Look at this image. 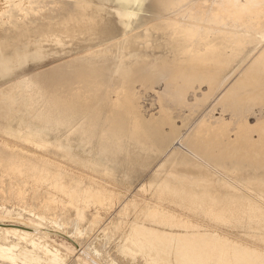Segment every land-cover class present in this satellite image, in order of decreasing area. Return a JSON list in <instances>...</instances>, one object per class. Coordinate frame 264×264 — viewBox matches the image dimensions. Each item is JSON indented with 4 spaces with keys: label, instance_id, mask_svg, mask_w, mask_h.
<instances>
[{
    "label": "bare ground",
    "instance_id": "obj_1",
    "mask_svg": "<svg viewBox=\"0 0 264 264\" xmlns=\"http://www.w3.org/2000/svg\"><path fill=\"white\" fill-rule=\"evenodd\" d=\"M118 1L119 4H130V2L140 0ZM156 1L161 6H166L173 0ZM4 3H11L17 8L24 6L20 0H5ZM197 7L199 8V6ZM43 12L41 13L43 14ZM200 12L203 11L200 10ZM210 18L212 20L210 23H213V26H218L219 21H224V23L230 21L234 23V28H243V32L246 34L247 26H249L248 29L255 28L257 35H260L259 32H264V9L257 0H246L245 5L242 6L236 0H224L221 4L216 5ZM201 21L193 19L190 21L192 28L184 29L186 28L184 26L183 29L173 31V35L177 37L174 40V48L170 51L169 57L156 64L159 73L155 74L156 76L138 71L135 74L133 70L125 71L120 68L115 77L109 78L102 64L98 66L91 61H72L58 65L51 71L52 75L48 78L50 79L49 84H47L48 88L40 84L42 79L29 80L27 82L28 87L31 91L38 89L39 92L34 94L38 97L42 96V92L46 94L51 89L48 108L50 106L63 110H77L78 108L89 110V115H81L80 118L74 117L69 121L65 125V130L71 131L74 136L86 141L95 137L99 146L104 143L105 145L108 144L111 147L108 151L113 156L111 159L115 162L125 160L133 167L147 168L158 156L165 155L164 152L181 133L180 129L173 128L168 103L183 104L188 91L195 85L200 86L202 84L206 85L207 96L205 98H208L229 77L237 63L236 61L241 63L250 54L243 53L244 47L238 45L237 41H233L236 46L231 48L229 56L225 54L227 47L220 49L214 41H203L204 33H202L203 35L199 34L200 36L196 33V29H199L196 25H200ZM164 22L167 23V21ZM169 23L172 22L169 21ZM204 23L207 24V20ZM178 25L180 26L179 23ZM154 27L151 28L150 26L151 30L155 29ZM203 31L204 29H202ZM162 34L165 32L163 31ZM222 34V36L227 35L225 32ZM260 37L263 36L260 35ZM143 38V42H145L146 37ZM242 40L244 38L240 42ZM158 79L164 82V93L157 97L158 116L145 119L138 106L140 93L135 91V84L139 83L143 91L151 90ZM220 103L223 109L232 112L231 114L235 118L234 124L211 125L200 120L180 140L182 152L188 162L193 165L194 162L198 161L206 168L204 169L208 175L200 177L203 184H198L197 181L194 183L182 181L178 184H171L162 182L163 180L157 183L158 177L161 176L160 169L165 166V162H162L154 174L146 180L145 186L142 188V193L152 191L156 186L162 190L158 196L152 195V193V196L148 194L147 200L151 199L154 203L153 209L148 212L149 218H155L164 224L176 220L178 224L185 226L195 220V229L200 230L210 226L207 223L203 225L202 221L196 218L203 215L209 219V222H214L217 225L235 224L240 226L249 221L251 226L254 222H258L260 223L259 229H264V210L262 211L261 206L263 204L257 200L262 199L264 201V181H247L239 178L225 180L229 174L226 170L227 166H243L246 170L245 173L253 170L264 172V122L257 121L254 126H249L247 122V114L251 110L253 111L254 107L264 110V51L259 53L257 59L221 96ZM99 121L104 125V129L97 134ZM10 134V131L0 132V139H3V142H0V173L2 177L8 179L7 193L5 188L0 187V190L3 194L9 195L7 198L9 200L0 202V264H169L165 258L157 257L155 261L151 260L154 250L148 246L151 240H142L144 233H133L129 230L130 236L128 235L129 237L126 236V238L130 248L121 251L115 249L116 244L113 245L108 240L109 237L106 239L96 232V235L91 234L92 231H95L96 223L100 219L99 210L93 213L90 220H83L85 225L79 227L71 220L61 222L59 216L42 217L39 213L41 208L19 207L20 203L17 205V202L22 197L31 196H29L30 193L19 189L15 183L16 177H23L35 184L41 180L47 181L52 178L50 173H47L44 178H40L41 170L38 161L40 155L53 158L74 170L92 175L99 181L115 187L123 188L120 183L128 181V188L130 189L133 183L127 179L118 180L117 176L106 166L100 165L93 168L85 161L72 159H70V163L66 159L52 154L48 150L49 140L42 144ZM5 149H9L11 152L7 153ZM117 149H120L119 152ZM126 150H128V154H124ZM223 178L224 180H222ZM212 179L213 181H211ZM53 188L56 189L57 184L53 185ZM198 189L199 191L196 192ZM75 196H77L75 191L68 195V206L72 207L78 215L81 214L82 219L91 205L98 208L104 206L110 208L119 202V198L115 203L116 200L107 199L101 192L91 191L85 197L84 204H81L80 208V205L74 201ZM144 199L142 200L144 201ZM2 200H4L3 197ZM145 220H150L147 219V215ZM19 223L23 224L22 227ZM44 225L50 229L44 228ZM50 233L64 237L74 247H80L81 257L74 258L70 248L51 241ZM205 237L207 241L197 233L190 244L189 253L175 257L176 264H190L189 261L195 260L196 255L211 253L213 250H218L219 258L223 260L230 247L220 242L217 239V234ZM210 238L213 239L210 240ZM136 248L138 251L135 250ZM246 249L245 246L241 245L239 249L233 250L235 263L251 264V257L253 256L254 264H264L263 252L257 251L256 253L260 252L261 255L255 256L253 254L249 260L246 256ZM160 250L164 256L166 247ZM240 261L243 263H239Z\"/></svg>",
    "mask_w": 264,
    "mask_h": 264
},
{
    "label": "rangeland",
    "instance_id": "obj_2",
    "mask_svg": "<svg viewBox=\"0 0 264 264\" xmlns=\"http://www.w3.org/2000/svg\"><path fill=\"white\" fill-rule=\"evenodd\" d=\"M223 1L173 0L166 6H161L156 0H140L133 2L134 4L132 2L130 4L121 3L123 5L119 4L118 0H20L24 6L17 8L16 5L4 3L5 0H0V132L10 131L11 134L17 135V137L27 138L29 141L42 144L49 140L48 150L52 154L64 158L70 163V159H72L85 161L93 168L100 165L106 166L117 176L118 180L127 179L133 183L130 189L128 188V181L120 183L123 188L115 187L109 183L99 181L92 175L74 170L53 158L40 155L38 157L41 170L40 178H44L47 173H50L52 178L47 181L41 180L35 184L23 177H16L15 183L19 189L30 193L29 196H31L22 197L17 205L20 203L19 207L22 208L30 206L32 208L36 207V209L41 208L39 213L42 217L59 216L61 222L71 220L79 227L85 225L83 220H90L93 213L99 210L100 219L96 223L95 231H92L91 234L94 235L96 232V234L100 233L106 239L109 237L108 240L113 245L116 244L115 249L121 251L130 248L129 241L126 238L129 235V230L133 233H144L142 240H151L148 246L151 247V250H154L151 258L153 261L158 257L167 259L169 264H176L175 257L189 253L190 244L197 233L206 241L205 236L217 234V239L230 248L227 254L224 255L223 260H220L218 250H213L211 253L196 255L195 260L189 261L190 264H238L234 262L233 250L239 249L241 245L247 248L245 252L249 260L253 254L255 256H260L262 252L264 254V229H259L260 223L254 222L251 226V223L247 221L240 226L235 224L224 226L217 225L214 222L213 224L208 221V218L199 215L196 218L200 219L203 225L204 223L209 224V227L197 230L195 229V220H192L188 226L178 224L176 220L164 224L158 222L155 218L148 217V212L153 209L154 203L151 199V201L147 200V197L151 193L158 196L162 193V190L158 189L159 186H156L152 191L142 193L146 180L154 174L162 162H165V166L160 169L161 176L158 177L157 183L163 180L162 182L165 181L171 184H178L182 181L188 183L197 181L198 184H203L200 177L208 175L205 171L206 168L198 161L194 162L193 165L188 162L182 152L181 138L200 120L211 125L219 123L234 124L235 122L232 112L222 108L220 98L227 89L234 85L243 71L257 59L259 53L264 51V32H259L263 36L260 37L259 34L255 33V28L248 29L247 24L244 25L247 26L246 34L243 32V28H234V23L230 21H225V23L219 21L218 26H213V23H210L212 22L211 12H213L216 5L221 4ZM245 1L236 0L240 6L245 5ZM257 2H260L264 9V0H257ZM179 3L181 5L177 6ZM200 10L203 12H200ZM39 13L41 15H38ZM37 16L38 18H36ZM189 18L191 20H202L201 23L203 24L196 25L199 28H195L196 33L198 35L204 33V35L202 34L204 36L203 41H214L220 49L227 47L226 56H229L231 48L236 46L233 41H237L240 46L243 45V53L250 54L241 63L236 61L237 63L234 65L229 77L208 98H205L207 96L206 85L202 84L200 86L195 85L188 91L183 104L168 103L173 128L180 129L181 133L164 152L165 155L158 156L147 168L133 167L125 160L115 162L111 159L113 156L108 151L111 148L108 144L105 145L104 143L99 146L95 137L86 141L74 136L71 131L65 130V125L69 121L74 117L80 118L81 115H89V110L79 108L77 110H63L62 108L50 106L49 109V92L51 89L46 94L42 92V96L38 97L34 95L39 92L38 89L33 90V92L28 87L27 82L29 80L42 79L40 84L48 88L47 84L50 80L48 78L52 75L51 71L58 65L72 61H91L98 66L102 64L109 78L115 77L120 68L125 71L133 70L135 74L138 71L156 76L155 74L158 73L156 64L169 57L170 51L174 48V40L177 37L173 35V31L183 29L184 26L186 27L184 29L192 28L190 27L191 20ZM206 20L210 26L204 23ZM164 21H167V23ZM169 21L172 23L168 24ZM160 25L162 27H159ZM147 26L149 30L146 29ZM150 26L151 28L155 26V29L151 30ZM158 27L161 33H159ZM156 29L158 30L156 31ZM202 29H204L203 32ZM209 30H211L210 33ZM163 31L165 34H162ZM222 31L227 35L222 36V33H224ZM228 32L232 33V36ZM143 37H146L145 42H143ZM240 37L244 38L242 42H240L242 39ZM126 55L127 57H125ZM137 84H135V91L140 93L138 106L142 112L141 114L145 119L148 117L156 118L158 116L157 97L164 93V82L158 79L151 90L144 91L140 88V84ZM249 113L247 114L249 126H254L257 121L264 122V110L254 107L253 111L251 110ZM103 129L104 125L99 121L96 133L99 134ZM0 142H3V139H0ZM117 150L119 152L120 149ZM5 152L11 151L5 149ZM128 153V150L124 152V154ZM166 159L167 161H165ZM226 170L229 173L225 179L227 181L229 178L264 181L263 171L256 172L253 170L245 173L246 170L243 166H227ZM55 184H57L56 189L53 188ZM0 187L5 188L4 190L7 193L8 179L2 177L1 173ZM73 191L77 192L74 201L80 205V208L81 204H84L85 197L91 191L101 192L107 199L116 200L115 203L119 198V202L110 208L107 206L98 208L91 205L89 210L92 213L87 210L85 217L82 219L81 214L78 215L72 207L68 206V195ZM6 193L3 194L0 190V202L9 200L7 199L9 195H6ZM39 196L41 197L39 198ZM2 197L4 200H2ZM257 200L260 204H263L261 205L263 211L264 201L262 199ZM146 215L147 219L150 220H145ZM19 225L22 227L23 224L19 223ZM43 227L50 229L46 225ZM50 235L51 241L70 248L73 251L74 258L81 257L80 247L70 245L64 237L54 233H50ZM164 247H166V250L163 256L160 249ZM135 250L138 251V248ZM257 251H261V253H256ZM239 263L243 262L240 261ZM251 264H254L253 256L251 257Z\"/></svg>",
    "mask_w": 264,
    "mask_h": 264
}]
</instances>
